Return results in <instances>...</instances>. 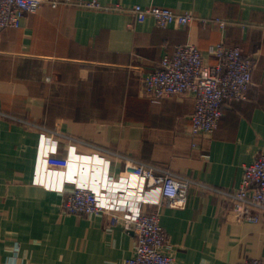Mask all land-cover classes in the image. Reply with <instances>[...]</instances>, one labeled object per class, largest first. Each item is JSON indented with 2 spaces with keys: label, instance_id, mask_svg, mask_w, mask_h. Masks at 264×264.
<instances>
[{
  "label": "crops",
  "instance_id": "0c3cea01",
  "mask_svg": "<svg viewBox=\"0 0 264 264\" xmlns=\"http://www.w3.org/2000/svg\"><path fill=\"white\" fill-rule=\"evenodd\" d=\"M101 2L124 11L54 8L46 0L19 27L0 32V264H124L136 245L124 220L62 206L76 186L96 189L105 177L118 178L122 156L197 183L184 208L161 206L173 264L264 259V213L236 221L212 190H237L245 165L264 153V0ZM138 4L196 19L161 28L152 17L136 19ZM200 17L229 25L205 26ZM222 40L258 61L249 97L225 105L212 134L194 136V95L155 103L143 81L165 50L192 42L214 61L208 50Z\"/></svg>",
  "mask_w": 264,
  "mask_h": 264
},
{
  "label": "built area",
  "instance_id": "2783aa9c",
  "mask_svg": "<svg viewBox=\"0 0 264 264\" xmlns=\"http://www.w3.org/2000/svg\"><path fill=\"white\" fill-rule=\"evenodd\" d=\"M46 0H0V32L7 27H19L28 13L37 12ZM54 8L79 5L104 11H124L121 4H103L101 0H50ZM131 11L138 21L149 17L161 28L186 26L196 17L191 11L176 12L169 7L134 5ZM205 25L225 30L229 21L221 17H200ZM209 61L192 42L177 44L165 50L158 66L144 78L142 90L153 102L190 93L195 97L191 114L192 135L212 134L219 126L223 108L249 97L253 72L258 61L245 56L241 47L225 41L213 44ZM124 169L118 178L105 177L96 189L78 185L68 192L63 210L70 214L93 215L107 213L125 221L136 236L134 253L124 264H173L174 255L167 250L168 237L161 224V206L184 208L188 192L196 181L156 163L122 156ZM134 178L137 180L135 182ZM134 180V181H132ZM230 204L232 219L259 221L264 213V153L245 165L240 187L235 191L212 189ZM157 192L158 195L153 193ZM154 196H153V195ZM237 264H264L262 258H250Z\"/></svg>",
  "mask_w": 264,
  "mask_h": 264
}]
</instances>
